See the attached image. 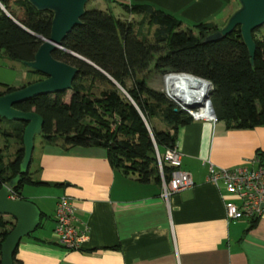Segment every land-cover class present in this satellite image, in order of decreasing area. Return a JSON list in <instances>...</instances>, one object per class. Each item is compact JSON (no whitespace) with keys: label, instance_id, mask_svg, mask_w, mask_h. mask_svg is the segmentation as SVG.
Returning <instances> with one entry per match:
<instances>
[{"label":"trees","instance_id":"16d2710c","mask_svg":"<svg viewBox=\"0 0 264 264\" xmlns=\"http://www.w3.org/2000/svg\"><path fill=\"white\" fill-rule=\"evenodd\" d=\"M119 6L140 18L122 20L108 10L85 9L80 25L63 40L62 50L52 53L56 61L78 69L71 90L38 96L14 106L24 113L33 111L43 119L39 135L42 144L61 145L66 150L104 149L111 169L135 177L139 183H153L161 188L156 152L162 162L163 179L168 183L174 169L163 162L164 152L175 146L178 129L193 121L176 102L147 86L150 72L161 77L186 74L209 82V100L216 121L228 130L264 127V38H257L259 29L252 33L256 51L251 63L239 27L217 41L203 43L206 36L220 28L213 23L185 27L181 20L151 7ZM51 20V12L38 11L25 0H0V52L21 65L32 62L42 41L22 28L48 39ZM26 69L40 76L37 82L44 79ZM0 85L4 87L0 96L16 90ZM156 123L165 129H158ZM25 127L26 123L0 119V140L17 146L13 157L7 160L8 149L5 151L0 141V189L18 174ZM256 157L264 163V152H257ZM32 162L33 155L30 166ZM32 176L30 167L21 175L12 188L15 200L25 199V186H50ZM44 218L46 215L41 213L37 228ZM256 223L252 221L250 229ZM14 225L12 218L0 217V245ZM15 253L13 264H18Z\"/></svg>","mask_w":264,"mask_h":264},{"label":"crops","instance_id":"0c3cea01","mask_svg":"<svg viewBox=\"0 0 264 264\" xmlns=\"http://www.w3.org/2000/svg\"><path fill=\"white\" fill-rule=\"evenodd\" d=\"M96 2L112 14L122 9L119 5L146 6L193 25L219 15L224 26L232 14L230 0ZM124 12L127 17L113 15L122 20L140 18ZM208 23L220 28L214 21ZM2 66L16 72L17 78L0 84L23 87L25 67L0 52V70ZM156 127L165 129L160 123ZM40 144L36 157L33 152L30 172L34 180L50 185L39 186L47 189L38 197L42 208L22 196L51 221V237L35 235L37 228L21 239L15 253L18 264H264V216L251 229L245 221H226L223 192L207 181L209 164L233 169L264 152V127L228 130L221 122L203 120L179 128L175 146L181 154V170L190 175L193 185L173 194L167 204L158 185L139 183L111 169L104 149L66 150ZM60 196L74 201L77 218L87 226L88 238L80 250L54 243L53 215Z\"/></svg>","mask_w":264,"mask_h":264},{"label":"water","instance_id":"95a60500","mask_svg":"<svg viewBox=\"0 0 264 264\" xmlns=\"http://www.w3.org/2000/svg\"><path fill=\"white\" fill-rule=\"evenodd\" d=\"M38 11H48L52 13L50 36L43 39L30 31L22 28L31 36L42 41L32 62L23 65L31 71L39 73L44 77L42 81L30 83L23 88L16 89L11 93L0 96V119L26 123L22 135L23 157L19 165L18 174L0 189V217H9L15 221L14 228L7 235L0 245V264H13L14 253L21 239L34 233L40 223L41 212L32 202L11 198L12 188L19 182L21 175H24L31 163L34 151V138L41 135L43 119L35 112L24 113L14 108L15 105L30 100L32 98L67 92L71 90L72 83L78 76V69L56 61L52 58L55 50H62V42L72 29L81 23V18L85 13L86 4L90 0H25ZM238 9L227 19L225 25L203 40V43L214 42L222 37L230 35L236 27H239L243 44L247 48L250 62H253L256 46L252 39V33L264 26V0H236ZM3 10V8L1 7ZM69 55L87 63L97 69L93 64L80 56L66 51ZM170 77H191L198 81L205 82L208 90L201 99L191 98L183 101L180 97L172 94L166 81ZM167 96L188 110L204 109L216 121L213 107L209 100V93L212 85L200 78L186 74H169L164 78Z\"/></svg>","mask_w":264,"mask_h":264},{"label":"built area","instance_id":"2783aa9c","mask_svg":"<svg viewBox=\"0 0 264 264\" xmlns=\"http://www.w3.org/2000/svg\"><path fill=\"white\" fill-rule=\"evenodd\" d=\"M178 106L192 121L215 122L206 108L193 111ZM156 159L161 177L160 197L167 204L173 194L190 188L193 182L190 175L181 170V154L176 146L167 149L163 155V162L174 169L168 183L163 179L162 162L157 152ZM207 181L223 192L226 221L251 223L264 216V163L258 157L248 165L233 169L216 168L209 164ZM11 198L15 199L12 195ZM52 236L56 245L67 250L82 249L88 238L87 226L77 218L74 201L68 196H60L56 201Z\"/></svg>","mask_w":264,"mask_h":264},{"label":"rangeland","instance_id":"374dc122","mask_svg":"<svg viewBox=\"0 0 264 264\" xmlns=\"http://www.w3.org/2000/svg\"><path fill=\"white\" fill-rule=\"evenodd\" d=\"M231 3H232V8H231V12L233 13L235 10L238 9V3L236 0H230ZM85 9H88V10H92V9H97V10H102V11H106L104 9V6L102 4V2H96V1H89L87 4H86V7ZM113 14H122L124 17H127V14L124 12V10L122 9H118L116 10L115 12H113ZM119 16V15H118ZM214 18V19H213ZM212 19H209L208 21H205V23H208V22H215L217 24H219V27L221 28V26H223L221 23H219L218 19H220V16H216V17H213ZM132 20V19H131ZM181 20V19H180ZM184 22V26L185 27H192L194 23H188V22H185V21H182ZM257 38L258 39H263L264 38V26L261 27L259 29V31L257 32ZM16 63V62H15ZM25 72L24 73V81H23V85H27L28 83H33V82H37V80L40 79V76L32 73V72H29L26 68H23ZM147 86L152 89V90H155V91H160L162 93L165 94V96L170 100L172 101L167 95H166V86H165V82H164V78L165 76L161 77L155 73H148L147 74ZM15 79L17 78V74L16 72H13V71H10V69L8 67H1V70H0V82L3 83V82H8L9 80L11 79ZM4 89V87H2L0 85V91H2ZM69 100V93H67V96L65 98V101L67 102ZM174 103V101H172ZM158 123H156L157 125ZM158 127V126H157ZM165 127V126H164ZM1 143H2V140H0ZM40 137L37 136L34 140V155L35 157L37 156V152L39 150V146L41 145L40 144ZM0 143V144H1ZM2 147L5 148V151L6 149H8V151L5 152V155H6V159L7 160H10L9 158L13 157V154L15 152V150L17 149V146L15 143L13 142H3ZM47 192V189L46 188H41V187H31V186H25L22 190V195L24 197H30L32 202H35V204H37V206L39 208H42L41 207V199L38 198L39 196L45 194ZM35 197V198H34ZM34 204V203H33ZM37 207V208H38ZM51 226H52V223L49 219H46L44 218L42 220V228H39L35 235L39 236V235H42V236H49V238L51 237L50 234H51Z\"/></svg>","mask_w":264,"mask_h":264},{"label":"bare ground","instance_id":"6f19581e","mask_svg":"<svg viewBox=\"0 0 264 264\" xmlns=\"http://www.w3.org/2000/svg\"><path fill=\"white\" fill-rule=\"evenodd\" d=\"M167 88L172 89L176 96L183 101H189L191 98L201 99L208 90V85L205 82L198 81L191 77H170L166 81Z\"/></svg>","mask_w":264,"mask_h":264}]
</instances>
